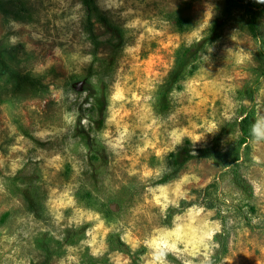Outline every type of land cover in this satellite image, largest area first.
<instances>
[{
    "label": "rangeland",
    "instance_id": "obj_1",
    "mask_svg": "<svg viewBox=\"0 0 264 264\" xmlns=\"http://www.w3.org/2000/svg\"><path fill=\"white\" fill-rule=\"evenodd\" d=\"M94 1L117 35L83 0H0V264H264V79L240 144L260 63L238 10L165 91L224 0ZM186 141L228 156L177 167Z\"/></svg>",
    "mask_w": 264,
    "mask_h": 264
},
{
    "label": "trees",
    "instance_id": "obj_2",
    "mask_svg": "<svg viewBox=\"0 0 264 264\" xmlns=\"http://www.w3.org/2000/svg\"><path fill=\"white\" fill-rule=\"evenodd\" d=\"M83 5L87 10L88 18L94 15L96 20L102 22L111 33L117 35L120 29L99 11L94 0H83ZM233 9L238 10L239 21L244 24L245 29L249 32L252 40L256 44L257 58L260 63L258 78L254 81L252 86H248L244 89V94L249 105L236 119L237 131L239 133L238 142L246 145L251 138L255 136L256 116L253 109L255 103L254 93L260 85L261 80L264 79V30L261 26V17L264 14V0H224L223 8L220 13L215 15L211 20L208 32L197 41L177 48L173 67L169 73L168 87L165 91L170 90L173 84L177 82L178 77L182 76L188 67L198 59L200 52L219 37L220 29L229 19ZM180 11L181 9H177L174 12H170L168 13V17L174 22L177 30L183 32L192 27V19L189 16L182 15ZM3 68L14 78L16 84L28 83L31 85L32 79L29 75L14 73L4 64ZM189 143V141H186L180 148L178 156L174 158L173 162L177 167H180L188 160L196 157L212 156L216 158H225L228 156L227 152L225 153L216 147H200L193 149ZM172 154L175 155V153ZM238 158L239 157L236 156L232 159L227 169L229 170L231 182L235 186L246 191L247 185L238 169ZM206 206L209 208L216 207L214 203H206ZM112 242L113 241L110 239V245H112ZM110 247L113 248L112 246Z\"/></svg>",
    "mask_w": 264,
    "mask_h": 264
}]
</instances>
